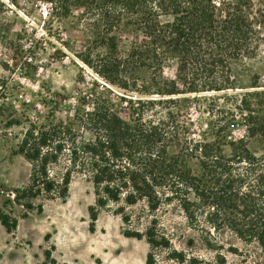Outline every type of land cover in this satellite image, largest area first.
Listing matches in <instances>:
<instances>
[{"label":"trees","instance_id":"trees-1","mask_svg":"<svg viewBox=\"0 0 264 264\" xmlns=\"http://www.w3.org/2000/svg\"><path fill=\"white\" fill-rule=\"evenodd\" d=\"M39 1L55 16L80 10L81 22L93 30L89 44L107 50L94 58L99 75L124 90L141 89L147 99L130 108V121L97 103L69 123L27 120L16 153L30 165L29 182L4 205L20 207L18 217L0 207L5 231L13 233L18 219L32 211L42 213L43 204L34 203L39 198L65 202L72 181L81 177L94 197L89 231L101 211L119 217L124 237L147 244L145 264H157L162 255L174 264H226L224 253L248 258L249 251L239 252L235 243L264 254V152L257 155L239 140L229 143L226 155L219 133L229 118H223L215 140H183L172 155L169 145L182 135L175 117L169 111L165 120L145 117L149 108L180 95L236 88L235 66L244 60L262 55L264 64V0ZM125 30L134 41L128 52L118 53L115 33ZM170 66L169 79L164 73ZM141 70L148 84H139ZM246 121L250 136L264 141V117L248 114ZM11 125L19 122L10 120L6 127ZM187 158L196 159V172ZM173 212L199 234L210 258L173 246L163 224Z\"/></svg>","mask_w":264,"mask_h":264},{"label":"rangeland","instance_id":"rangeland-1","mask_svg":"<svg viewBox=\"0 0 264 264\" xmlns=\"http://www.w3.org/2000/svg\"><path fill=\"white\" fill-rule=\"evenodd\" d=\"M79 12L55 16L46 2L0 0V207L16 217L21 208L4 205L13 197L14 189L29 182L30 165L16 153L27 120L38 125L48 120L69 123L75 114L91 111L97 103L130 121V108L147 99L141 89L124 90L99 75L94 58L107 50L89 44L94 39L93 30L81 22ZM115 37L117 52H128L133 34L125 30ZM173 72L170 66L164 77L172 78ZM234 75V89L180 95L173 103L149 108L147 119L165 120L169 111L182 130L180 140L169 145V154H178L183 140L193 144L215 140L223 118H229L228 128L219 133L225 138L226 155L230 153L229 143L239 140L257 155L264 152V141L250 136L246 121L248 114L264 117L262 55L235 66ZM139 84H148L146 70L139 72ZM10 120L19 125L6 127ZM186 164L194 172L198 170L196 159L187 158ZM34 203L43 204L42 213L32 211L27 218H19L13 233L0 225V264H145L147 244L124 237L119 217L101 211L94 231H89L88 208L94 205V197L91 185L83 178L72 181L65 202L39 198ZM163 224L175 248L211 257L181 214L166 215ZM235 244L239 252L249 251L248 258L243 252L224 253L226 264H253L257 260L264 264V254ZM157 264L174 263L162 255Z\"/></svg>","mask_w":264,"mask_h":264}]
</instances>
